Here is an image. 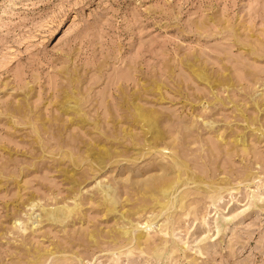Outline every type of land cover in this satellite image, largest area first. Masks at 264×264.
<instances>
[{"label": "rangeland", "instance_id": "rangeland-1", "mask_svg": "<svg viewBox=\"0 0 264 264\" xmlns=\"http://www.w3.org/2000/svg\"><path fill=\"white\" fill-rule=\"evenodd\" d=\"M0 264H264V0H0Z\"/></svg>", "mask_w": 264, "mask_h": 264}, {"label": "bare ground", "instance_id": "bare-ground-1", "mask_svg": "<svg viewBox=\"0 0 264 264\" xmlns=\"http://www.w3.org/2000/svg\"><path fill=\"white\" fill-rule=\"evenodd\" d=\"M194 73H195V71H194ZM199 75V74H198ZM203 81V80H202ZM207 84V83H206ZM211 87V86H210ZM66 95V94H65ZM69 96V95H68ZM133 96V95H132ZM72 97H74V96H72ZM136 97V96H135ZM70 98V97H69ZM137 98V97H136ZM160 98V97H159ZM217 98V97H216ZM249 98H251L250 97V95H249ZM162 99V98H161ZM219 99V98H218ZM74 100V99H73ZM72 100V101H73ZM128 100V99H127ZM220 100V99H219ZM252 98H251V102H252ZM126 101V100H125ZM132 101V100H131ZM130 103V102H129ZM254 103V102H253ZM64 104V103H63ZM131 104V103H130ZM64 106V105H63ZM75 106V105H74ZM132 106V105H131ZM136 108H137V106H136ZM79 110V109H78ZM134 110H136V109H134ZM130 111V110H129ZM60 112V111H59ZM65 112V114H66V111H64ZM79 112V111H78ZM133 112V111H132ZM132 112H130V113H132ZM10 113V112H9ZM11 114V113H10ZM129 114V113H128ZM148 114V113H147ZM153 114V113H152ZM241 114V113H240ZM84 115V114H83ZM130 115V114H129ZM131 115H133V114H131ZM136 115H137V117H142V114H141V112L140 111H136ZM80 116V115H79ZM135 116V115H134ZM75 117V116H74ZM82 117V116H81ZM130 117V116H129ZM133 117V116H132ZM153 117V116H152ZM155 117V116H154ZM156 117H157V115H156ZM38 119V118H37ZM133 119H135V118H132V120ZM140 119H143V118H140ZM75 120V119H74ZM76 121V120H75ZM142 121H145L146 123H148L149 124V127L150 126H152L154 123L150 120V119H146L145 118V120H142ZM154 121V120H153ZM47 122V121H46ZM49 122V121H48ZM82 122V121H81ZM33 123V122H32ZM208 123V122H207ZM247 123V122H246ZM30 124H31V122H30ZM75 124V123H74ZM138 124H139V122H138ZM27 125V124H26ZM140 125V124H139ZM211 125V124H210ZM33 126V124L31 125V127ZM50 126V125H49ZM154 126V125H153ZM156 126V125H155ZM206 126V125H205ZM128 127V126H127ZM140 127V126H139ZM149 127H147V129L149 128ZM209 127V126H208ZM208 127L206 126V128L208 129ZM72 128V127H71ZM141 128V127H140ZM155 128V127H154ZM141 129H143V128H141ZM146 130V129H145ZM151 130V129H150ZM153 130V129H152ZM200 130V129H199ZM206 130V129H205ZM143 131V130H142ZM38 131H36L35 133H37ZM152 134H153V132H151ZM151 133H149V135H151ZM244 133V132H243ZM47 135V134H46ZM62 135H64V134H62ZM39 136V135H38ZM126 136V135H125ZM130 136H132V135H130ZM144 137V136H143ZM41 138V137H40ZM127 138V137H126ZM145 138V137H144ZM143 138V139H144ZM147 138H149V137H147ZM152 138V137H151ZM188 138V137H187ZM235 138V137H234ZM132 139V138H131ZM162 139V138H161ZM109 140V139H108ZM113 140V139H112ZM117 140H119V139H117ZM116 140V141H117ZM151 140V139H150ZM156 140V139H155ZM164 140V139H163ZM238 140V139H237ZM241 140V139H240ZM41 141V140H40ZM135 141V140H134ZM154 141V140H153ZM219 141V140H218ZM61 142V141H60ZM115 142V141H114ZM138 142V141H137ZM155 142V141H154ZM162 142V141H161ZM238 142H241V141H238ZM40 143H42V142H40ZM131 143H133V141L131 142ZM147 143V142H146ZM195 143V142H194ZM235 143V142H234ZM242 143V142H241ZM39 144V143H38ZM134 144H136V143H134ZM151 145V144H150ZM155 145V144H154ZM202 145V144H201ZM88 146V145H87ZM156 146V145H155ZM192 146V145H191ZM40 147V146H39ZM135 147H137V146H135ZM149 146H147L146 148H148ZM141 148H142V146H141ZM141 148H140V150H141ZM144 148V150L146 149L145 147H143ZM150 149H151V147H149ZM202 149V148H201ZM42 150V149H41ZM61 150V149H60ZM59 150V151H60ZM136 150V149H135ZM163 150V149H162ZM242 150H244V149H242ZM166 151V150H165ZM168 151V150H167ZM171 151V150H170ZM51 152V151H50ZM54 152V151H53ZM92 153H93V151H91ZM145 152V151H144ZM244 152H245V150H244ZM59 153V152H58ZM58 153L56 154V155H58ZM68 153V152H67ZM89 153V152H88ZM110 153V152H109ZM171 153V152H170ZM140 154V155H139ZM138 154V156H141V153H139ZM175 154V153H174ZM49 155H50V153H49ZM69 155H71V154H69ZM86 155H88V154H86ZM90 155H91V153H90ZM89 155V156H90ZM93 155V154H92ZM4 156V155H3ZM53 156V155H52ZM59 156V155H58ZM75 156V155H74ZM73 156V157H74ZM137 156V157H138ZM143 156V155H142ZM146 156V155H145ZM106 157V156H105ZM175 157H176V155H175ZM78 158V157H77ZM141 158V157H140ZM83 159V158H82ZM90 159V158H89ZM96 159H97V157H96ZM173 159V158H172ZM68 160V159H67ZM76 160V159H75ZM178 160V159H177ZM70 161V160H69ZM68 161V162H69ZM91 162V161H90ZM97 162H99V160L97 161ZM172 162H173V160H172ZM174 162H175V160H174ZM177 162V161H176ZM179 162V161H178ZM178 162H177V164H178ZM183 162V161H182ZM93 163H95V162H93ZM155 163V162H154ZM154 163H152L151 165V167H153V168H155L157 165H158V163H156V164H154ZM98 164V163H97ZM183 164H185L184 162H183ZM91 165V164H90ZM160 165H161V168H163V170L165 171V172H167V171H169V172H176L177 171V175L175 176V177H173V178H169V177H165V176H162V178L161 179H159V180H157V182L155 183V184H153L150 188H149V190H150V193L148 194V195H141L139 198H140V200L141 201H149V202H151V208L152 207H154L155 205H159V206H163V205H166V203L167 202H169L168 201V193L170 192V190L172 189V187H174V184H176L180 179H181V176H180V179H179V175H178V173H179V169L177 168V170H175L174 169V166H175V163L173 164V163H169V164H167V165H164V164H162V163H160ZM182 165V164H181ZM186 165V164H185ZM155 166V167H154ZM159 166V165H158ZM185 167V166H184ZM89 168V167H88ZM74 169V168H73ZM92 170V169H91ZM181 170H183V169H181ZM19 172V171H18ZM181 172V171H180ZM168 174V173H167ZM161 177V176H160ZM84 178V177H83ZM187 178V177H186ZM130 183V182H129ZM177 185V184H176ZM75 186V185H74ZM67 190V189H66ZM95 190L96 191H98L99 193H100V195H101V198H100V201H101V204L102 205H104V210H105V214H111L114 210H116V207H117V205H118V202H120L119 201V198H117V196L114 194V192H113V194H112V190L110 189V187H108V186H101L100 184L99 185H96V187H95ZM115 190V189H114ZM51 191V190H50ZM69 191V190H68ZM97 192V193H98ZM181 197V196H180ZM137 198V197H136ZM166 198V199H165ZM128 199V198H127ZM148 199V200H147ZM137 202H138V199H137ZM79 204V203H78ZM144 204V203H143ZM141 205V206H137V207H135L133 210H132V212H134V213H136L137 214V212L138 211H140V210H145L148 206V204L147 205ZM65 205V204H64ZM73 205H75V204H73ZM77 205V204H76ZM121 205V204H120ZM78 206V205H77ZM81 206V205H80ZM59 207V206H58ZM76 207V206H75ZM156 207V206H155ZM164 207V206H163ZM56 208V207H55ZM43 209V208H42ZM52 209V211H50L49 209H48V216L49 217H52L53 219H55L58 223H65L64 221H68V219L73 215V214H77L76 212H78L79 211V209H80V207H77V208H74V207H72V208H68V207H62V208H58V209H55V210H53V207L51 208ZM75 209L77 210V211H75ZM147 209H149V208H147ZM153 209V208H152ZM131 210V209H130ZM44 211H46V210H44ZM155 211V210H154ZM160 212V211H159ZM46 213V212H45ZM143 213V212H142ZM44 214V213H43ZM141 214V213H140ZM127 216V215H126ZM75 217V216H74ZM78 218V217H77ZM115 218V217H114ZM52 219V222L54 221ZM48 220V219H47ZM50 220V219H49ZM62 223V224H63ZM123 228V227H122ZM117 230V229H116ZM118 232H119V234H122V235H125L126 236V233H127V231L126 230H124V229H120V230H118ZM118 234V233H117ZM91 235V234H90ZM115 235V234H114ZM90 237V236H89ZM88 237V238H89ZM107 237H109V236H107ZM113 237V236H112ZM120 237H121V235H120ZM119 237V238H120ZM137 237V236H136ZM96 239V238H95ZM94 239V240H95ZM116 239V238H115ZM108 240V239H107ZM111 241V240H110ZM93 243H94V241H92ZM91 242V244H93ZM95 242H97V241H95ZM98 243V242H97ZM106 243V242H105ZM96 244V243H95ZM94 244V245H95Z\"/></svg>", "mask_w": 264, "mask_h": 264}]
</instances>
